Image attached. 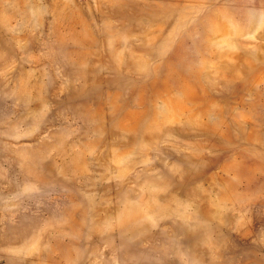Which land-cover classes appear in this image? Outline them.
Here are the masks:
<instances>
[{
    "label": "rangeland",
    "instance_id": "obj_1",
    "mask_svg": "<svg viewBox=\"0 0 264 264\" xmlns=\"http://www.w3.org/2000/svg\"><path fill=\"white\" fill-rule=\"evenodd\" d=\"M0 264H264V0H0Z\"/></svg>",
    "mask_w": 264,
    "mask_h": 264
}]
</instances>
